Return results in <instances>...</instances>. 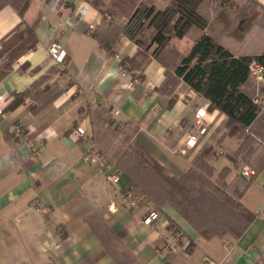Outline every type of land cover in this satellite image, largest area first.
<instances>
[{
	"label": "crops",
	"instance_id": "crops-1",
	"mask_svg": "<svg viewBox=\"0 0 264 264\" xmlns=\"http://www.w3.org/2000/svg\"><path fill=\"white\" fill-rule=\"evenodd\" d=\"M99 1L111 12L112 0ZM252 1L257 19L240 39L235 34L238 23L227 30L221 21L212 20L205 30L192 27L182 38H171L157 57L151 55L156 48L151 45L147 62L133 71L123 66V60L139 50L134 41L119 31L102 29L100 47L93 35L104 18L121 29L126 16L105 15L91 0L8 1L0 10V49L21 24L34 27L36 45L19 53L0 80V94L8 98L0 115V264H264V167L252 175L246 189L240 187L238 202L253 219L238 235L222 233L221 226L215 229L220 234L205 235L169 204L154 208L158 218L145 225V200L133 203L128 194L132 191L135 196L138 191L146 196L102 152L110 145L95 136L106 127L95 130L92 122L98 106L108 110L129 146L171 183L206 148L211 149L206 161L216 172L230 170L228 183L248 180L241 170L251 168L228 157L240 141L229 136L221 139L226 116L209 110V103L183 82L178 83L172 101L159 89L165 67L176 65L204 34L236 57L259 56L264 51V13H259L264 11V0ZM139 2L156 11L168 4L166 0ZM234 2L242 6L246 0ZM26 4L19 15L16 8ZM84 4L88 8L77 19L75 13ZM153 33L145 27L138 39L149 44ZM54 39L62 46L65 64L48 84H56L61 93L37 115L30 111V100L13 106L16 94L55 66L48 53ZM4 61L1 56L0 67ZM263 91L264 80L252 76L242 86L247 97L263 103L262 110ZM201 107L208 112L207 132L194 148H188L193 115ZM263 117L264 111L249 131ZM76 128L84 131L79 139L72 135ZM94 147L112 166L100 168L84 160ZM118 172L119 180L113 183L110 177Z\"/></svg>",
	"mask_w": 264,
	"mask_h": 264
},
{
	"label": "trees",
	"instance_id": "trees-1",
	"mask_svg": "<svg viewBox=\"0 0 264 264\" xmlns=\"http://www.w3.org/2000/svg\"><path fill=\"white\" fill-rule=\"evenodd\" d=\"M8 1L0 0V10ZM138 1L112 0L110 12L99 0H91V4L105 15L119 13L126 16L127 21L121 29L104 18L93 35L100 47L102 43L98 33L102 29L119 31L127 39L134 41L139 50L133 58L123 60V66H128L131 71L141 69L147 62V52L151 45H156L151 55L157 57L171 38H182L192 27L205 30L215 19L221 21L228 30L232 20L228 21L226 16L231 9H235L233 18L235 17L238 23L235 34L239 35V39L253 27L257 17L255 12L249 18L241 15L248 7L249 0L240 8L234 7V0H166L168 4L162 11H156L154 7H148ZM26 6L27 4L22 5L20 9L16 8L19 15H22ZM206 8H212L213 18L205 12ZM145 27L154 32L149 44L138 39ZM35 45L33 26L21 24L5 38L0 49V57L5 58L0 67V80L7 75L17 55L33 49ZM253 62L262 67L264 80V51L259 56L236 57L215 39L204 34L193 42L176 65L172 68L165 67L164 81L159 90L172 101L178 83L183 82L209 103V110L224 114L227 122L221 139L229 136L240 141L235 154L228 156L229 160L234 163L240 159L256 174L264 167V118L252 132L249 128L262 111V104L242 92V86L250 76V66ZM63 70L64 68L59 69L56 66L51 68L28 89L16 94L13 106L30 100L33 103L30 111L35 115L40 113L49 105L51 99L61 93L56 84H48V81L51 75L62 73ZM92 117L95 130L106 127L104 132L113 138L121 134L117 127L112 129L115 125L108 110L98 106ZM126 137L121 141L123 149L118 150L112 161L154 208L159 209L162 205L169 204L185 221L205 235L221 233L215 229L230 219L231 216L226 214L227 209L234 221L230 220L237 226L235 235L241 233L252 221L253 215L238 202L241 190L237 189L236 185L239 180L228 183V168L216 172L207 163L211 149L203 150L193 166L177 181L171 183L129 146V139ZM251 179L252 176L246 181H239V187L246 189Z\"/></svg>",
	"mask_w": 264,
	"mask_h": 264
},
{
	"label": "built area",
	"instance_id": "built-area-1",
	"mask_svg": "<svg viewBox=\"0 0 264 264\" xmlns=\"http://www.w3.org/2000/svg\"><path fill=\"white\" fill-rule=\"evenodd\" d=\"M87 8H88V4H84V6L77 9L75 13V16L77 17V19H81L83 17ZM93 28H94L93 25H89L88 29L93 30ZM48 53L54 65L58 67L59 69H63L64 64H65V53L58 39H54L50 43L48 47ZM250 76L254 77L258 81H262L263 80L262 67H260L258 64L253 62L250 66ZM7 100L8 98L4 94H0V115L4 113V108L7 103ZM256 102H259V100L256 99ZM207 116H208V112L206 108L201 107V108L196 109L193 115L192 131L188 134L187 140H186V146L188 148H194L198 143V138L207 132V126H208ZM72 135L75 139H79L80 137L84 135V131L82 128H76L73 131ZM102 155L103 154L99 152L97 148L94 147L88 151L84 160L90 164L97 163L100 168H104V167L109 168L110 166H112L110 165L108 161H106L103 158ZM241 173L243 174L245 178H249L250 176L254 174V172L246 166L242 168ZM120 175L121 174L119 172L115 173L113 176L110 177L111 181L113 183H117ZM131 192H129L128 197L131 199L133 203L137 204L141 202L142 200H145L146 202L145 206H146V209L148 210V214L144 218L143 224L150 225L153 221H155L158 218V214L154 210L153 204L147 199L143 198V195L140 194L138 191L137 192H135V190L133 191L137 193L135 194V196ZM35 210L36 212L41 211L40 207L37 205L35 206ZM208 264H214V263L208 262Z\"/></svg>",
	"mask_w": 264,
	"mask_h": 264
},
{
	"label": "rangeland",
	"instance_id": "rangeland-1",
	"mask_svg": "<svg viewBox=\"0 0 264 264\" xmlns=\"http://www.w3.org/2000/svg\"><path fill=\"white\" fill-rule=\"evenodd\" d=\"M246 2H247V0H246ZM245 2V3H246ZM250 2V3H249ZM249 4H248V7H246V9L245 10H243V12L241 13V15H243L244 17H246V18H249L250 16H252L253 15V12H255V13H258L257 11H255V10H257V8H256V6H255V4H254V2L252 1V0H249ZM242 6H244V5H242ZM242 6H237V5H235L234 7H237V8H240V7H242ZM206 11L205 12H207V14L209 15V16H213V10H212V8H210V9H208V8H206L205 9ZM235 9H231V11H230V13L226 16V17H228V21H230V20H232L231 21V24H230V26L232 25V23H237V20L235 19V17L233 18V14L235 13V11H234ZM259 13L261 14V13H264V11L263 10H260L259 11ZM213 18V17H212ZM256 19H257V17H256ZM213 21H215V19H213ZM230 26H229V30H230ZM264 92V91H263ZM263 95H264V93H263ZM263 104V103H262ZM264 111V109L261 111V112H263ZM264 118V117H263ZM258 126V125H257ZM115 127H117V129H119V127L117 126V125H115L112 129H114ZM119 131H121L120 129H119ZM99 134V135H98ZM98 134H96V140L97 141H100V142H102L103 144H105L106 146H108V145H110V147L107 149V151H102L106 156H107V158L108 159H110L111 161L113 160V158H114V156L116 155V153L118 152V150L119 149H122V143H121V141H122V139H123V137H126V135L125 136H123V135H117V138H113V137H111L110 135H109V133H105L104 132V130H102V131H100ZM127 138V137H126ZM114 162V161H113ZM243 164V163H242ZM244 165V164H243ZM121 171V170H120ZM236 187H237V189H239L240 190V187H239V181H238V184L236 185ZM229 192V191H228ZM232 198H234V197H232ZM230 212V211H229ZM226 214H228V215H230L231 217H230V219H232V214L231 213H228V209H227V211H226ZM228 220L227 222H225V224L223 225V226H221V227H224V228H222L221 230H223L222 231V233H231V235H233L236 231H237V227L236 228H234L232 231L231 230H229L232 226L234 227V226H236L235 224H234V222H232L231 220ZM233 220V219H232ZM234 221V220H233ZM226 224H228V226H226ZM229 224H231V225H229ZM231 231V232H230Z\"/></svg>",
	"mask_w": 264,
	"mask_h": 264
}]
</instances>
